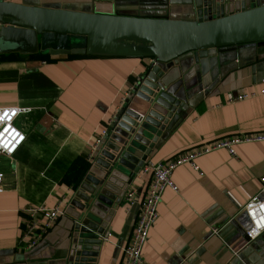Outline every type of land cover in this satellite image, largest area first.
Segmentation results:
<instances>
[{
    "label": "crops",
    "instance_id": "0c3cea01",
    "mask_svg": "<svg viewBox=\"0 0 264 264\" xmlns=\"http://www.w3.org/2000/svg\"><path fill=\"white\" fill-rule=\"evenodd\" d=\"M8 1L184 18L204 0L193 5L184 0ZM228 3L234 7L238 0ZM10 53L19 52L0 53V107L23 109L16 121L25 140L11 157L0 155V264H74L73 247L82 237H88L84 247L91 254L80 264H121L135 218L123 197L131 188L143 195L148 178L140 177V169L130 176L129 169L116 163L106 167L118 140L131 134L127 114L157 125L145 134V145L137 144L134 160L140 166L142 157L162 162L218 137L264 131V48L201 50L179 57L166 73L170 104L134 95L150 57L132 47L117 55L78 53L87 56L73 58L47 52L54 59L49 61L10 59ZM129 87L132 93L120 108ZM242 93L251 95L234 99ZM104 129L108 134L90 160L89 147ZM146 148L151 150L143 156ZM233 150L197 157L202 175L189 164L173 170L177 191L166 189L161 196L142 248L146 264H264V231L248 240L246 220L237 216L253 196L264 197V141L236 144ZM57 203L64 214L29 247L22 236L25 210ZM86 226L93 231H82Z\"/></svg>",
    "mask_w": 264,
    "mask_h": 264
},
{
    "label": "water",
    "instance_id": "95a60500",
    "mask_svg": "<svg viewBox=\"0 0 264 264\" xmlns=\"http://www.w3.org/2000/svg\"><path fill=\"white\" fill-rule=\"evenodd\" d=\"M184 1L190 5L195 2ZM211 2L202 1L198 10L184 18H171L168 15L144 17L100 13L94 7L79 10L60 4L42 6L0 0V53L37 52L44 47V39L53 35H75L82 38L81 42L64 46L65 53L117 55L132 47L150 57L144 75L133 87L134 95L146 102L154 100L157 104L167 101L170 104L174 102L169 97L172 90L167 88L169 82L166 73L179 57L201 50L237 52L240 48H264V0H238L234 7L229 5L228 0H222L221 4L219 1L214 4ZM165 109L170 108L165 106ZM152 115L156 117L154 113ZM129 117L131 134L123 141L118 140V145L113 148L111 163H107L106 167L116 163L118 167L129 169L131 176L141 167L134 160L138 142L145 145L142 139L157 125L132 114H127L124 119L128 121ZM120 126L125 127L124 123ZM139 127L140 135L135 134L133 141L128 143ZM155 140L151 139L152 142ZM150 150L146 148L143 156ZM145 160L142 157L141 163ZM243 219L246 220L245 215ZM82 231L91 233L93 228L86 226ZM86 243H90L88 237H82L73 247L76 256L74 264L89 261L85 257L91 252L84 247Z\"/></svg>",
    "mask_w": 264,
    "mask_h": 264
},
{
    "label": "built area",
    "instance_id": "2783aa9c",
    "mask_svg": "<svg viewBox=\"0 0 264 264\" xmlns=\"http://www.w3.org/2000/svg\"><path fill=\"white\" fill-rule=\"evenodd\" d=\"M96 1L111 2L114 0ZM261 92H264V90ZM131 93L132 89L130 87L123 92L119 102L120 108H123ZM249 95L251 94L242 93L233 98L241 99ZM21 112H23V109L18 107H0V155L11 157L25 140L24 131L15 125L16 118ZM111 122L110 120L109 123ZM107 134V130L104 129L95 137L87 153V157L90 160L100 149ZM256 141H264V131L218 137L203 144L184 149L162 162L145 160L139 170L140 177L146 175L148 177L144 194L142 195L136 189L131 188L125 192L123 197L127 205L126 211L134 210L135 218L130 240L122 248L121 264H146L142 257V248L146 243L150 228L158 217L157 208L161 196L166 189L177 191V187L171 179V174L175 168L183 164H189L193 170L202 175V172L195 164L197 157L221 148L226 149L230 154H234V145ZM2 178L3 173L0 172V190ZM64 212L60 203L50 208L43 205L27 207L22 236L28 240V246L35 245L50 228L54 220L58 216L63 215ZM238 215L246 216V238L248 240L256 238L264 231V197L253 196L245 203Z\"/></svg>",
    "mask_w": 264,
    "mask_h": 264
},
{
    "label": "rangeland",
    "instance_id": "374dc122",
    "mask_svg": "<svg viewBox=\"0 0 264 264\" xmlns=\"http://www.w3.org/2000/svg\"><path fill=\"white\" fill-rule=\"evenodd\" d=\"M81 41L82 38L80 36L53 35L44 39V47L40 48V50L49 53H59L64 51V46L74 45ZM15 125H17V121H15Z\"/></svg>",
    "mask_w": 264,
    "mask_h": 264
},
{
    "label": "trees",
    "instance_id": "16d2710c",
    "mask_svg": "<svg viewBox=\"0 0 264 264\" xmlns=\"http://www.w3.org/2000/svg\"><path fill=\"white\" fill-rule=\"evenodd\" d=\"M8 56V58L10 59H36V60H54L52 58H50V54L47 52H42L41 50L38 49L37 52L34 53H29V54H20V53H10V54H6ZM66 57L68 56V58H73V57H81V56H87V55H80L78 53H66L65 54ZM1 58H3V54H1Z\"/></svg>",
    "mask_w": 264,
    "mask_h": 264
}]
</instances>
